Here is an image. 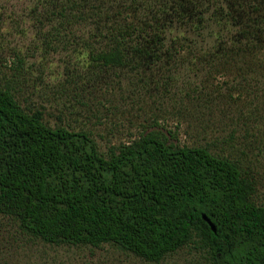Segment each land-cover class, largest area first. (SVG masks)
Listing matches in <instances>:
<instances>
[{"label": "rangeland", "instance_id": "374dc122", "mask_svg": "<svg viewBox=\"0 0 264 264\" xmlns=\"http://www.w3.org/2000/svg\"><path fill=\"white\" fill-rule=\"evenodd\" d=\"M161 38L104 67L91 53ZM143 39H142V38ZM0 85L108 152L161 131L236 162L264 206V0H0ZM0 264H212L198 244L150 262L115 245L49 244L0 213Z\"/></svg>", "mask_w": 264, "mask_h": 264}, {"label": "trees", "instance_id": "16d2710c", "mask_svg": "<svg viewBox=\"0 0 264 264\" xmlns=\"http://www.w3.org/2000/svg\"><path fill=\"white\" fill-rule=\"evenodd\" d=\"M91 53L104 67L152 56L161 38ZM239 165L161 131L99 151L84 131L47 124L0 85V213L45 243L115 245L150 262L198 244L212 264H264V206ZM216 226L213 232L204 220Z\"/></svg>", "mask_w": 264, "mask_h": 264}, {"label": "water", "instance_id": "95a60500", "mask_svg": "<svg viewBox=\"0 0 264 264\" xmlns=\"http://www.w3.org/2000/svg\"><path fill=\"white\" fill-rule=\"evenodd\" d=\"M204 220L209 224V226L211 227L213 232H217V228L215 226V224L206 216H204Z\"/></svg>", "mask_w": 264, "mask_h": 264}]
</instances>
